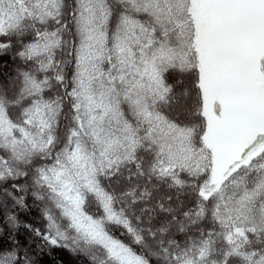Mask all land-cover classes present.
<instances>
[{
	"label": "snow or ice",
	"instance_id": "obj_1",
	"mask_svg": "<svg viewBox=\"0 0 264 264\" xmlns=\"http://www.w3.org/2000/svg\"><path fill=\"white\" fill-rule=\"evenodd\" d=\"M65 256L264 264V0H0V264Z\"/></svg>",
	"mask_w": 264,
	"mask_h": 264
},
{
	"label": "trees",
	"instance_id": "obj_2",
	"mask_svg": "<svg viewBox=\"0 0 264 264\" xmlns=\"http://www.w3.org/2000/svg\"><path fill=\"white\" fill-rule=\"evenodd\" d=\"M29 219L38 220V213L33 215L32 217H29ZM65 264H74V261L71 257L65 256Z\"/></svg>",
	"mask_w": 264,
	"mask_h": 264
}]
</instances>
